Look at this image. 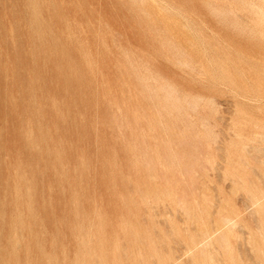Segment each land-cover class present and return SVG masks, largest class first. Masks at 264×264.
Wrapping results in <instances>:
<instances>
[{
    "label": "rangeland",
    "instance_id": "1",
    "mask_svg": "<svg viewBox=\"0 0 264 264\" xmlns=\"http://www.w3.org/2000/svg\"><path fill=\"white\" fill-rule=\"evenodd\" d=\"M263 158L264 0H0V264H264Z\"/></svg>",
    "mask_w": 264,
    "mask_h": 264
},
{
    "label": "bare ground",
    "instance_id": "2",
    "mask_svg": "<svg viewBox=\"0 0 264 264\" xmlns=\"http://www.w3.org/2000/svg\"><path fill=\"white\" fill-rule=\"evenodd\" d=\"M260 137V136H259ZM245 149V148H244ZM255 150V149H254ZM257 151H260V150H257ZM262 151V150H261ZM260 153V152H259ZM264 159V158H263ZM240 160V159H239ZM263 163V162H262ZM262 165V164H261ZM231 177V176H230ZM259 194V193H258ZM248 199V198H247ZM49 201V200H48ZM249 201H250V203L253 205V206H255L256 207V213H258L259 211L258 210H260L263 206H264V195H262L261 196V194H260V197H254V196H250L249 195ZM252 206V207H253ZM37 211V210H36ZM94 211V210H93ZM126 212V211H125ZM259 214V213H258ZM253 217H254V215H253ZM82 219V218H81ZM255 222V221H254ZM226 223H227V225H229V224H231L232 223V221H229V220H226ZM258 227V226H257ZM5 231V230H4ZM22 233V232H21ZM263 233V232H262ZM154 234H156V233H154ZM262 235V234H261ZM209 237V236H208ZM207 237V238H208ZM156 238V237H155ZM160 238V237H159ZM206 238V239H207ZM261 238H262V236H261ZM211 239V238H210ZM209 239V240H210ZM262 241H264V237H263V239H262ZM153 242V241H152ZM207 243H208V240H207ZM212 243V242H211ZM210 243H208V244H206V245H209ZM1 245V244H0ZM8 248V247H7ZM18 248V247H17ZM205 249V248H204ZM46 251V250H45ZM191 251V250H190ZM153 259V258H152ZM155 262V261H154Z\"/></svg>",
    "mask_w": 264,
    "mask_h": 264
}]
</instances>
